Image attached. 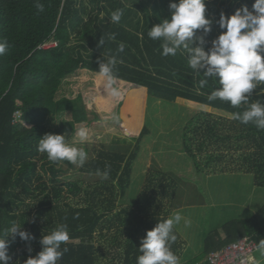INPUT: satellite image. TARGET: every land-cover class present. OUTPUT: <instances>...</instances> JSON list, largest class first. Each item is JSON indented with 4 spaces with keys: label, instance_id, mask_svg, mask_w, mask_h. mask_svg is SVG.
<instances>
[{
    "label": "trees",
    "instance_id": "obj_1",
    "mask_svg": "<svg viewBox=\"0 0 264 264\" xmlns=\"http://www.w3.org/2000/svg\"><path fill=\"white\" fill-rule=\"evenodd\" d=\"M113 1L117 7L110 0H41L44 11L38 13L34 0H0V38L8 42L6 52L0 55V237L12 223L35 237L29 243L19 236L14 241L8 237L9 264H25L30 256H36L42 248L40 238L61 224L67 226L70 239L61 246L67 251L58 264H98L101 237L112 249L122 250L117 253L120 263L136 264L141 238L168 218L178 180L175 173L151 166L133 204L120 206L131 184L141 142L150 134L145 124L149 97L199 109L181 131V151L192 160L198 174L250 173L254 184L264 187V130L232 119L251 103H264V85L237 108L219 99L209 101L218 81L208 78L201 88L203 72L190 69L181 51L175 56L161 55L160 42L147 36L153 26L150 19L146 18L143 26L134 23L131 9L120 0ZM212 2L230 15L244 4L251 10L254 0ZM102 7L109 15L122 10L120 22L99 20ZM222 31L212 25L205 37L206 49ZM51 40L58 43L56 48H40ZM88 47L91 52L86 55ZM110 57L118 61L116 79L131 84L120 98L114 121L133 145L131 149L112 146L99 150L95 158L86 161L81 171L94 176L93 182H64L66 168L75 165L49 162L37 151L39 139L46 133L75 132L76 124L89 121L88 107L77 88L79 70L98 73L99 60L106 62ZM67 78L73 83L70 95L57 99ZM64 113L70 115L69 120L50 125V118ZM167 197L168 207L164 204ZM221 230L209 232L201 254L186 264H205L211 252L243 236L259 245L264 241V204L248 218L228 221ZM175 235L171 250L179 258L183 243Z\"/></svg>",
    "mask_w": 264,
    "mask_h": 264
},
{
    "label": "clouds",
    "instance_id": "obj_2",
    "mask_svg": "<svg viewBox=\"0 0 264 264\" xmlns=\"http://www.w3.org/2000/svg\"><path fill=\"white\" fill-rule=\"evenodd\" d=\"M34 6L38 13L44 11L41 0H34ZM169 9L170 16L147 32L151 40L160 42L161 55L175 56L181 51L187 57L190 69L203 72L205 78L199 81L201 88L208 83V78H215L219 87L210 92L209 101L219 99L233 108L247 103L253 90L264 85V0H254L251 10L244 4L230 15L222 11L218 24L223 31L207 49L205 37L211 32L213 21L206 17L205 0H170ZM122 15V10L118 9L111 13L110 21L119 23ZM99 44L102 45L103 41ZM7 47V40L0 38V55H4ZM123 50L124 45L121 44L119 51ZM117 62L116 57H110L106 62L100 59L98 68L105 87L113 97L121 95L114 72ZM232 119L264 130V103H251L242 113H234ZM76 137L80 144H84L89 138V130L79 127ZM37 151L45 154L51 163L67 161L83 167L88 159L86 151L70 143L65 134L46 133L39 139ZM182 220L185 227L190 226L191 222L176 212L147 230L141 238L136 264H179L171 246L177 239L174 226ZM9 236L13 241L19 236L26 243L35 239L33 234L12 223L0 237V264H9L12 259L9 255ZM69 239L67 226H57L40 238L41 251L34 257L30 256L25 264H58L67 251L61 246L66 245ZM258 248L264 255V241L259 243Z\"/></svg>",
    "mask_w": 264,
    "mask_h": 264
},
{
    "label": "rangeland",
    "instance_id": "obj_3",
    "mask_svg": "<svg viewBox=\"0 0 264 264\" xmlns=\"http://www.w3.org/2000/svg\"><path fill=\"white\" fill-rule=\"evenodd\" d=\"M120 1L126 8L131 9L129 13L134 18V23L138 21L141 26L144 25L146 18L150 19L152 24L155 25L170 16V0ZM212 1L205 0V14L206 17L213 21L212 25L215 24L216 30L221 31L217 19L220 17L223 8L219 5H213ZM110 2L114 1L110 0ZM105 4L109 7L108 10L111 11L112 7L109 5V2ZM114 6L117 7L116 3ZM114 11L116 10L112 12ZM110 15L106 13L103 7L98 12L99 20H105V23H112ZM49 44L52 48H56L58 45L55 40H51ZM90 52L91 48L88 47L87 52H84V54L88 55ZM81 72L82 69L79 70L77 77L78 87H76L78 90L81 93V89L83 88L86 90L91 88L90 92L94 91L92 83H89L90 81L83 83L86 85H82V79H80ZM71 82L69 78L62 82L61 86L66 88L64 96L70 95L69 91L73 86ZM117 85L119 86L120 84L117 83ZM130 87L131 84L129 83L121 84L120 90L122 94ZM122 89H125V91ZM100 95L98 94L99 100L96 98V95L91 94L95 104L93 108L95 106L97 108L101 107L102 96ZM116 109L118 116L119 104ZM198 112L199 109L193 106L158 100L153 97L147 98L145 124L150 130V134L144 137L141 142L138 157L133 164L132 183L127 195L131 202L138 197L145 184L146 174L144 173V169L146 166H149L146 169L147 172L153 166V168L157 167L164 172L170 171L177 175L178 180L175 187V196L173 201H171L172 205L169 206L168 197L165 198L164 204L166 207H171L168 218L179 212L184 219L191 222L188 227L184 226L183 220L174 226V231L183 240L184 247L178 258L179 264H186L201 254L204 238L209 232L215 230L222 232V225L233 219L250 217L264 203V188H257L254 184L253 175L250 173L227 171L224 173L216 172L201 175L196 172L192 160L181 151V131L187 120ZM212 112L215 115L218 114V111L213 110ZM107 122H109V119L100 114L99 118H96L88 127L86 126L89 130V138L84 144L79 143L76 131L71 136H66V139L70 143H74L75 146L86 150L88 155L87 161L95 158L99 150L112 146L131 149L133 141L124 137L117 124L113 127ZM121 137L125 139L119 140L118 138ZM121 140H125V143H122ZM66 172V175L62 177L64 182L80 179L86 184L87 182L96 180L90 174H82L81 167L76 165L71 169L66 168ZM122 202L125 201H120L121 207L124 206ZM98 246L102 254L98 264H122L119 261V256H117V253L122 251L120 248L116 250L112 249L110 242H106L105 238L102 237L98 241ZM106 251H109V253L106 254ZM113 256H116L115 262L112 261Z\"/></svg>",
    "mask_w": 264,
    "mask_h": 264
},
{
    "label": "crops",
    "instance_id": "obj_4",
    "mask_svg": "<svg viewBox=\"0 0 264 264\" xmlns=\"http://www.w3.org/2000/svg\"><path fill=\"white\" fill-rule=\"evenodd\" d=\"M80 79H82V85H86V84H83V83H87L88 81H90L89 83H92V87L94 89V91L90 92V90H92L91 88H89V90H86V89H81L82 91V97H83V101L84 103L87 105L88 107V116H89V121L88 122H85V123H81V124H76V130L83 126V127H88L91 123H93L95 121L96 118H99L100 117V114H102L103 116H105L107 119H109V124H111V126L114 127V125H116V122L114 121V119L116 118L117 116V112H116V108L119 104V101H120V98L122 96V92H121V95L118 96V97H113L111 94H110V90H108L106 87H105V80L103 77H101L99 75V73H96V72H92V71H89L87 69H82V72L80 73ZM117 83H119L120 85L121 84H125V83H128L126 81H123V80H120V79H116ZM130 84V83H129ZM120 85H119V88H120ZM88 86V85H87ZM62 89H61V88ZM59 87V94L57 92V95H56V98L57 99H60L62 97H64V93H66V88L63 87V86H60ZM96 88V89H95ZM123 91H125V89H122ZM94 94V96L96 95V98H98V94H101L100 96H102V102H101V107L99 106L98 108L95 106L94 107V99L91 97V94ZM99 96V97H100ZM95 98V100L97 101V99ZM100 100V99H99ZM116 114H115V113ZM108 113V114H107ZM107 114V115H106ZM113 114V115H111ZM115 114V115H114ZM109 116V117H108ZM70 119V115L68 113H64V114H61L59 116H57L56 118H50L49 119V123L51 126H56L60 121L62 120H69ZM75 130V131H76ZM76 133V132H75ZM65 136H71L73 134L72 133H64ZM125 137V136H124ZM119 140L120 139H125L123 137L121 138H118ZM117 139V140H118ZM122 143L124 142L125 143V140H121ZM149 166H146L145 169H144V173L147 174V171L146 169L148 168ZM134 168V167H133ZM132 175H133V170H132ZM131 183H132V177H131ZM131 186V184H130ZM257 188H264V187H257ZM128 193H129V189H128V192L126 194V196L122 199L123 201L125 202H122L124 206L126 205H130V204H133L134 200L131 202V200H129L128 198ZM264 204V203H263ZM262 204V205H263ZM261 205V206H262ZM260 206V207H261ZM175 232V231H174ZM176 233V232H175ZM179 236V235H178ZM181 237H179L180 239ZM182 242L183 240L180 239ZM184 249V247L182 248ZM251 264H264V255H261V252L259 250V248L253 253L252 257H251Z\"/></svg>",
    "mask_w": 264,
    "mask_h": 264
},
{
    "label": "built area",
    "instance_id": "obj_5",
    "mask_svg": "<svg viewBox=\"0 0 264 264\" xmlns=\"http://www.w3.org/2000/svg\"><path fill=\"white\" fill-rule=\"evenodd\" d=\"M49 42L43 43L40 48H50ZM14 115L18 117L17 112ZM257 249L258 244L253 238L243 236L211 252L207 262L208 264H251V257Z\"/></svg>",
    "mask_w": 264,
    "mask_h": 264
},
{
    "label": "water",
    "instance_id": "obj_6",
    "mask_svg": "<svg viewBox=\"0 0 264 264\" xmlns=\"http://www.w3.org/2000/svg\"><path fill=\"white\" fill-rule=\"evenodd\" d=\"M205 264H208V262H207V261H205Z\"/></svg>",
    "mask_w": 264,
    "mask_h": 264
}]
</instances>
